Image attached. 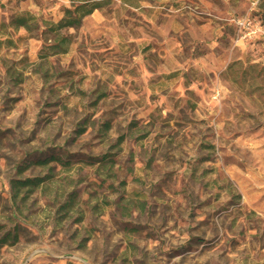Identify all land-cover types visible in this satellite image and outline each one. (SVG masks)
I'll list each match as a JSON object with an SVG mask.
<instances>
[{"label": "rangeland", "instance_id": "obj_1", "mask_svg": "<svg viewBox=\"0 0 264 264\" xmlns=\"http://www.w3.org/2000/svg\"><path fill=\"white\" fill-rule=\"evenodd\" d=\"M86 1L0 0V264H264V0Z\"/></svg>", "mask_w": 264, "mask_h": 264}, {"label": "trees", "instance_id": "obj_2", "mask_svg": "<svg viewBox=\"0 0 264 264\" xmlns=\"http://www.w3.org/2000/svg\"><path fill=\"white\" fill-rule=\"evenodd\" d=\"M84 2L86 3L77 6L74 11H72L71 9L66 10L64 19L58 25L55 26L56 31L81 26L83 19L92 15L93 12L99 8V5L95 3H90L89 1L86 0H84ZM29 20L32 21L33 18H30ZM29 20L27 17H20L17 18L14 21V23L17 27H23L28 30L29 27L27 24ZM62 42H65V40H63ZM30 182L31 181H27L26 184H29ZM33 186L34 187L39 186V182H34Z\"/></svg>", "mask_w": 264, "mask_h": 264}]
</instances>
